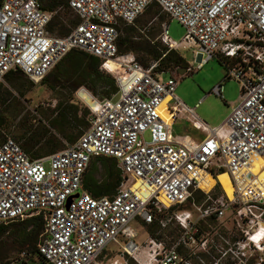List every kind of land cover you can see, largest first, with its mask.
Instances as JSON below:
<instances>
[{
	"label": "built area",
	"instance_id": "1",
	"mask_svg": "<svg viewBox=\"0 0 264 264\" xmlns=\"http://www.w3.org/2000/svg\"><path fill=\"white\" fill-rule=\"evenodd\" d=\"M154 3L169 21L179 22L186 30L185 40L199 48L202 59L186 74L218 59L228 72L224 81L239 83V103L221 126L210 127L176 96L184 77L180 68L169 71L171 77L163 81L156 63L145 68L133 54L118 55L123 26L133 24ZM68 4L79 22L68 35L55 36L49 29L54 13L41 0L0 3V84L13 71L38 84L70 51L81 50L100 58L118 85L112 99L99 100L86 91L93 99L89 128L48 157L31 159L0 126V226L33 217L44 222L37 252L23 251L16 261L28 264L36 256L45 264H97L113 243L121 245L122 256L133 257L141 249L133 223L152 224L160 216L163 227L176 221L183 234L173 246L152 241L156 248L151 264H208L201 258L208 248V232L201 235L199 224L212 216L220 221L234 206L248 249L257 248L243 227L264 230V183L254 173L257 166L264 168V0ZM169 21L162 23L161 39L177 50ZM223 90L221 82L211 93L223 97ZM181 111L207 134L204 140L173 133ZM96 157L113 158L122 170L123 180L112 197H94L84 189L85 174ZM221 171L231 177L233 199L213 198ZM209 177L216 184L210 186ZM198 192L214 207L203 209L205 202L198 204L194 198ZM191 203L196 211L186 207ZM242 249L239 258L247 250Z\"/></svg>",
	"mask_w": 264,
	"mask_h": 264
},
{
	"label": "rangeland",
	"instance_id": "2",
	"mask_svg": "<svg viewBox=\"0 0 264 264\" xmlns=\"http://www.w3.org/2000/svg\"><path fill=\"white\" fill-rule=\"evenodd\" d=\"M60 11L64 13L63 23L71 31L75 23L79 21L77 16L70 9L62 10V8H58L53 16ZM138 20V24L123 28V36L131 37L132 42L143 43L147 39L146 35H153L156 36V40H160L163 43L161 39L162 25L160 23L169 21L170 19L162 8L154 6L150 13H144ZM185 35L186 30L179 22L175 20L169 21V36L178 44L177 51L190 67L196 69L202 56L197 55L199 51L197 44L195 42H187ZM163 44L167 46L165 43ZM138 45L142 46V44ZM127 54H133L136 58V55L132 52ZM227 74L225 66L218 59H213L204 64L200 70L182 74L184 77L181 79L175 94L190 108H194L196 103L200 101V106L196 109V113L204 122L213 127L223 118L226 117L227 119L233 107L240 100V85L234 80L224 81ZM170 77L169 72L159 75V79L163 81ZM221 82H223L224 86L223 97L211 93L212 89ZM22 84V79L16 76L10 77L9 80H5L1 84L2 94L9 93V101L0 105V117L4 121L1 127L20 144L22 149L24 143L21 141V137L25 132H36L44 126L48 128L54 127L55 130L52 129L51 132L56 138L55 144L58 145L59 150L65 149L67 144H71V138H76L81 134V129L77 125L82 126V128L87 126V118L91 113L90 107L84 101L81 104L74 99L72 102L70 100L75 96L79 97L80 92L86 93L85 91H88V89L85 87H78L73 91L59 87L54 89V84L50 79L46 81V85L41 82L36 84L33 81H26L25 79L24 87H21ZM90 101L93 103L92 98ZM74 103L78 104V106ZM173 104L171 103L170 106ZM78 118L80 121H78ZM177 119L174 129L177 134L182 135L185 126L194 125L192 119L183 113H179ZM46 167H49L48 163H46ZM257 168L259 167L257 166ZM259 177L260 181L264 183L261 172ZM219 180L220 177L217 182ZM218 184L215 185V189L213 190L214 195L229 197L230 194V196H233L235 189L232 180V189L229 191L225 189L220 181ZM206 199L207 197L202 203L206 202ZM186 207L196 211L192 203ZM239 215L237 206H234L231 210L227 211L223 219L207 226L208 233L205 235L208 237V248L207 251L201 252L203 253L201 258L205 262L212 264V262L219 260V264H264V246L260 245L262 246L260 249L254 247L248 249V241L237 227ZM162 219L163 217L157 218V222L161 227L159 228L156 223L152 227V234L148 232L149 226L144 225L142 222L133 223V227L138 233L136 242L141 246L140 252L144 250L141 254L138 252L133 257H124L121 253V245L113 243L109 246L110 249L98 260L97 264H151L153 262L154 249L156 248V246L152 245V241L163 243L166 246H173L183 234V228L179 223L173 221L166 227H163L159 222ZM262 224L264 225L263 220ZM7 227L6 235L0 237V264H21L16 260L23 251L29 252L32 255L35 253L25 244L24 246L14 245L13 239L7 233L20 230L23 227L21 226V221L10 223ZM25 227L24 225V229ZM257 228L258 226H252L253 231ZM40 236L41 234L34 236L38 237L37 245ZM244 246L247 249L245 256L240 255L239 258L238 252H243L242 248ZM226 250L229 252L228 256L223 257L222 253ZM29 264H38L36 257L32 258Z\"/></svg>",
	"mask_w": 264,
	"mask_h": 264
},
{
	"label": "trees",
	"instance_id": "3",
	"mask_svg": "<svg viewBox=\"0 0 264 264\" xmlns=\"http://www.w3.org/2000/svg\"><path fill=\"white\" fill-rule=\"evenodd\" d=\"M1 1L2 0H0V3ZM68 1L69 0H41L44 5V8L52 13H54L58 8H62V10L70 9ZM154 6H158L159 8H161L159 4L154 3L150 5L144 11V13H150L151 9H153ZM63 15L64 13L60 11L58 14L53 16L52 21L50 23V32L53 35L58 34L55 36H66L70 32V30L67 29L65 24L63 23ZM142 15H140L138 19ZM138 19L133 24L124 25L123 28L125 26L127 27L130 25L138 24ZM77 23H75V25ZM160 24L162 25V22ZM146 36L147 39H145L143 43H136L132 42L131 37L123 36L122 32V35L118 40V55L123 56L129 52H132L136 55V60H138V63L140 62V64L145 68H148L152 64L156 63V72L158 73L169 72L175 68L187 70L189 65L177 50L170 49L168 46H165L160 40H156V36ZM138 44H142L143 48ZM13 76L22 79L23 84L21 85V87H24V79L26 81H31L25 75L16 71L10 72L6 76L5 80H9V78ZM49 79L52 80V83L54 84V89L59 87L61 89H70L71 91H73L78 87H85L88 89V91H90V93L94 97L99 100L112 99L118 93L117 82L110 73H108L102 68V60L81 50L70 51L56 65V67L41 81V83L45 84L46 81H48ZM1 84L0 105H3L9 101V93L7 92L6 94H2ZM73 99L83 104L82 100L78 96L72 98L70 102H72ZM75 105L78 106V104ZM78 121H80L79 118ZM3 122L4 121L0 117V126L3 124ZM89 126V117L87 118V126L85 128H82V126L77 125V127L81 129V134L76 138H71V144L76 142L82 136V134L89 128ZM52 129L55 130L54 127L48 128L44 126L36 132L27 131L22 135L21 141L24 143L23 149L30 156L31 159H41L60 151L58 145L55 144L56 138L51 132ZM223 173H225V171L219 172V174L221 175ZM122 180L123 173L115 159L108 157H96L91 161L90 166L85 174L84 189L90 192L94 197H112L116 194L118 188L121 185ZM194 198L197 200L198 204H201L206 197L203 193L198 192L195 194ZM157 218L158 217H156L155 221L152 224H146L142 222L144 225L150 227L148 231L150 234H152V227H154L156 223L158 224L159 228L161 227L160 224L157 222ZM216 222L217 220L213 216L208 220V223L207 221H201L199 224L201 235H204L208 232V224H214ZM8 225L0 226V237L6 235ZM24 225L26 226L25 229ZM21 226L23 227L20 230L7 232L13 239V244L19 246H24L25 244L33 250V253H36L38 237L34 236L36 234H42L44 230L43 220L39 217L29 218V220L21 221ZM109 249V246L106 247L99 259ZM40 262L42 264H45L41 259Z\"/></svg>",
	"mask_w": 264,
	"mask_h": 264
},
{
	"label": "bare ground",
	"instance_id": "4",
	"mask_svg": "<svg viewBox=\"0 0 264 264\" xmlns=\"http://www.w3.org/2000/svg\"><path fill=\"white\" fill-rule=\"evenodd\" d=\"M86 92V91H85ZM79 97L90 107L92 105V101L91 100V95H89L88 93H83L80 92L79 93ZM91 104V105H90ZM259 167V166H258ZM263 175V182H264V168H256V170L254 171L255 174H257L258 176L260 175V172ZM220 177V182L221 184H223V186L225 187V189L227 191L231 190V177L229 176V174H227L226 172L223 173L222 175H219L218 178ZM217 178V180H218ZM260 178V177H259ZM209 185L213 186L214 182H216L215 179L209 177ZM218 181V182H219ZM234 195V194H233ZM218 196H214L213 198H217ZM228 197V196H227ZM229 199L233 198V196H230L229 194ZM213 208L214 204L212 200H208L204 203L203 209L205 208ZM244 234L250 237L251 243L254 244L257 248L261 247L260 245L263 246V240H264V230H262L260 227H258L256 230H252V225L249 227V225H246V227H244ZM262 234V235H261ZM144 250H141L140 254L143 252ZM135 256V255H134Z\"/></svg>",
	"mask_w": 264,
	"mask_h": 264
},
{
	"label": "crops",
	"instance_id": "5",
	"mask_svg": "<svg viewBox=\"0 0 264 264\" xmlns=\"http://www.w3.org/2000/svg\"><path fill=\"white\" fill-rule=\"evenodd\" d=\"M200 106V101L198 102V103H196V105H195V107L194 108H192L193 110H194V113H195V115L201 120V121H203L200 117H199V115L196 113V109H198V107ZM180 113H183V114H185L186 116H188L190 119H192V121L193 122H195V120L193 119V117L190 115V114H188L187 112H184V111H181ZM229 117V116H228ZM178 120V119H177ZM177 120H176V122H177ZM227 119H226V117L225 118H223L220 122H218L215 126H213V128H216V127H219V126H221L225 121H226ZM176 122H175V124L173 125V133L175 134V135H177V136H181V137H184V136H189V137H191L193 140H195V141H197V142H201L202 140H204L205 138H206V133L204 132V131H201V130H199V129H196L195 127H194V125H187V126H185V128H184V130H183V134L181 135V134H177V133H175V125H176ZM204 122V121H203ZM206 123V122H205ZM207 124V123H206ZM209 125V124H208ZM210 126V125H209ZM210 127H212V126H210ZM34 257H36V256H34ZM34 257H32V258H34ZM31 258V259H32ZM30 259V260H31ZM37 259V258H36ZM30 263V261L28 262V264ZM37 263L38 264H42L38 259H37Z\"/></svg>",
	"mask_w": 264,
	"mask_h": 264
},
{
	"label": "water",
	"instance_id": "6",
	"mask_svg": "<svg viewBox=\"0 0 264 264\" xmlns=\"http://www.w3.org/2000/svg\"><path fill=\"white\" fill-rule=\"evenodd\" d=\"M185 72H186V70H182V71H181V74H184Z\"/></svg>",
	"mask_w": 264,
	"mask_h": 264
},
{
	"label": "flooded vegetation",
	"instance_id": "7",
	"mask_svg": "<svg viewBox=\"0 0 264 264\" xmlns=\"http://www.w3.org/2000/svg\"><path fill=\"white\" fill-rule=\"evenodd\" d=\"M44 85H46V84H44Z\"/></svg>",
	"mask_w": 264,
	"mask_h": 264
}]
</instances>
